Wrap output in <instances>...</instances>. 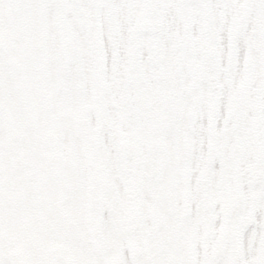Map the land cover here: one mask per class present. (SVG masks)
<instances>
[{
	"label": "snow or ice",
	"instance_id": "obj_1",
	"mask_svg": "<svg viewBox=\"0 0 264 264\" xmlns=\"http://www.w3.org/2000/svg\"><path fill=\"white\" fill-rule=\"evenodd\" d=\"M0 264H264V0H0Z\"/></svg>",
	"mask_w": 264,
	"mask_h": 264
}]
</instances>
